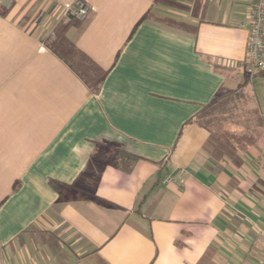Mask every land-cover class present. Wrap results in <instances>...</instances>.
Listing matches in <instances>:
<instances>
[{"label":"crops","instance_id":"1","mask_svg":"<svg viewBox=\"0 0 264 264\" xmlns=\"http://www.w3.org/2000/svg\"><path fill=\"white\" fill-rule=\"evenodd\" d=\"M76 1L0 0V264H264V124L242 146L194 121L238 90L264 121V72L243 68L253 0H82L60 26Z\"/></svg>","mask_w":264,"mask_h":264},{"label":"trees","instance_id":"2","mask_svg":"<svg viewBox=\"0 0 264 264\" xmlns=\"http://www.w3.org/2000/svg\"><path fill=\"white\" fill-rule=\"evenodd\" d=\"M145 17L146 16H144L143 19ZM47 46L49 48H51L59 57L64 59L69 64V66H71V68H73V70H75V72H77V74L85 81V83H87L88 85H91L93 83V81H92V78H93L95 80L96 85H97L95 87V89L98 88L99 84L102 81L104 74L101 71H99L96 68V66L84 54H82L71 42H69L62 34L56 35L53 39L50 40V42L47 43ZM93 67L96 68L97 70L93 71V69H94ZM91 86H93V85H91ZM232 93L233 94L235 93L236 95L241 96V98L244 100V102H246V104H245V107L247 108L246 111L258 113V111L256 109L250 107L251 99L247 96V94L244 93L243 90L233 91ZM217 100H218V98H216L211 104L205 106L203 108V110H201V112H199L194 118L195 122H197L199 125L207 128L215 136L217 135L216 130H214L212 127H210L209 125L204 123L201 120V117L205 113V109L212 107L214 105V103H216ZM239 108L240 107L237 105L236 110H238ZM258 118L260 119L259 120L260 123H259L258 127L253 126L252 129H247V132L242 134L241 136L237 135L238 138H240V139H238V140L236 139V140L240 142L239 143L240 145L246 146L247 144L253 142L255 137L259 135V132L261 130L260 127L263 126L264 121L260 115L258 116ZM249 119H250L249 116H248V118H245V122H249ZM244 127L246 128L247 126H244ZM247 138H248V141H247ZM106 146L107 145H104V144L99 145L95 154L99 158H102V159H105L108 161H112L116 157H114L113 155H110V153L108 151L106 152V149H108V148L112 149L110 146H107V147ZM17 188H18V184L15 183L13 189L16 190Z\"/></svg>","mask_w":264,"mask_h":264},{"label":"built area","instance_id":"3","mask_svg":"<svg viewBox=\"0 0 264 264\" xmlns=\"http://www.w3.org/2000/svg\"><path fill=\"white\" fill-rule=\"evenodd\" d=\"M91 11L90 6L77 0L74 4L66 6L59 15L58 23H69L73 20H85ZM51 33L49 38H53ZM244 72L249 77H254L264 72V0H253L250 10L249 34L247 39V53L244 61ZM169 175L163 178L165 184L181 183V175Z\"/></svg>","mask_w":264,"mask_h":264},{"label":"rangeland","instance_id":"4","mask_svg":"<svg viewBox=\"0 0 264 264\" xmlns=\"http://www.w3.org/2000/svg\"><path fill=\"white\" fill-rule=\"evenodd\" d=\"M60 26H64L62 23ZM94 68V67H93ZM97 70L96 68L93 71ZM93 85L96 87L95 80L92 78ZM218 100L214 105L208 109H205V113L202 115L201 120L212 127L217 132V137L222 140H231L234 143H240L237 141V132L238 135L241 136L240 133L242 127L247 126L246 129H252L254 127H258L260 123V119L258 118L259 114L251 111H246L245 107L246 102L241 98V96L233 94L232 92L223 93L217 97ZM237 105L240 107L238 110ZM250 117L249 122H245V118ZM218 128V129H217ZM247 131V130H246ZM237 139V140H236ZM242 139V138H241ZM243 141V140H242ZM248 141V138H247ZM112 149H106V152L109 151L110 155H113L118 159L119 151L115 147H111Z\"/></svg>","mask_w":264,"mask_h":264}]
</instances>
